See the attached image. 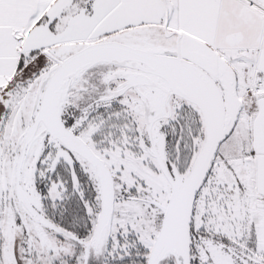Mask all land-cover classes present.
<instances>
[{
    "label": "snow or ice",
    "instance_id": "obj_1",
    "mask_svg": "<svg viewBox=\"0 0 264 264\" xmlns=\"http://www.w3.org/2000/svg\"><path fill=\"white\" fill-rule=\"evenodd\" d=\"M0 264H264V0H0Z\"/></svg>",
    "mask_w": 264,
    "mask_h": 264
}]
</instances>
